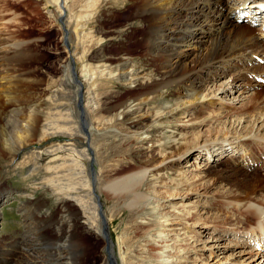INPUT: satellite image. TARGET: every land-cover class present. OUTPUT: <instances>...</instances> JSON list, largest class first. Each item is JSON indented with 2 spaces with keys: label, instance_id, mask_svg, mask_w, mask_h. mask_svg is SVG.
<instances>
[{
  "label": "rangeland",
  "instance_id": "1",
  "mask_svg": "<svg viewBox=\"0 0 264 264\" xmlns=\"http://www.w3.org/2000/svg\"><path fill=\"white\" fill-rule=\"evenodd\" d=\"M82 1L67 0L68 3L66 5L70 7L71 12L67 8L64 9L65 14L63 16L59 15L60 18L58 16L59 5L53 0H0V80L4 82V85L0 84V100L1 102L4 101L6 106L5 118H8V116L10 118L13 112L11 110L12 107L7 104L6 98L2 99L1 94L7 91L5 84L13 77L12 80L16 83L22 76L27 78V81L29 80L28 84H33L30 90L23 86L24 83H22L23 87L17 86V90L21 91L18 97L21 96L22 98H20V109L27 107L25 105L27 97H31V105L42 100L39 108L37 135L28 145V149L21 151L10 163L0 161V205L5 202L1 205L2 209L0 211V264H37V257H40V261H47L49 264H77L81 257L79 255L74 256V253L76 254L74 252L68 258L69 260L61 259L59 262H53V251H49L51 245L57 242L56 237L60 236H56V233H59L60 228L63 227L68 218L73 216L69 214L67 209L73 207V209L78 211L73 218H78L80 223H84L86 220L79 210V206L66 194V190L57 189L53 186L51 180V176H54L56 171L61 172V170L63 171L67 168L66 165L70 155L64 149L53 151L50 146L57 143L66 145L68 143L66 141L67 136L56 134L50 137H41L40 135L42 125L48 121V115L46 114L57 112L56 108L58 105L66 104V106L71 107V111L75 115L79 113L76 100L70 101L71 103L61 100V97L64 96L59 94L70 95L69 90L72 91V89L69 85L72 86L73 84L70 76L72 72H68L69 63L67 61H69V53H67L66 47L67 43L72 46L71 43L73 42L68 39L66 43L69 33L64 31L63 28L67 27L66 21L69 16L74 20L72 23H83L82 20L79 21L78 19V15L84 12ZM241 2L242 0L239 3ZM249 2L247 0L245 3L249 4ZM263 2L264 0H260L259 3ZM60 4L64 5L63 3ZM100 4L101 6L97 8L98 10H95L97 11L96 13L92 10L93 15H91L90 27L91 31L93 30V34H96L95 36L97 37V24L93 19L95 16H99L98 19L103 22V32H98L101 38L99 43L95 44L92 42L90 45V62L98 61L99 53H106L104 54L106 56H111L112 58L115 56V60H112L110 65L111 69H114L117 63V56L121 54L123 49L127 48V56L131 64L133 63V66L129 65L127 69L130 67V70H133V74H131L135 81L127 85L119 77L117 71H114L112 73V86L108 85L100 89L102 96L101 108L106 106L108 108L107 112L103 111V117L106 120L107 114L113 113L112 115L118 124L116 127L120 133H117L119 135L117 138H112L110 135L113 136L114 129H107L108 132L106 131V133L108 134L105 132L103 134L101 127H99L101 131L97 129L87 131L86 129L87 140L84 143L86 146L89 145L91 147L90 153L92 162H94L90 164V160L83 157L80 158L85 163L87 171L94 167V171L102 172L98 183V194L102 204L101 209L103 210L104 221H106L104 222L105 229L112 249L115 251V256L118 258V252H121L123 247L120 242L123 241L129 246V252L133 254L132 264H135V262L136 264H153L155 257L153 254L150 255L152 260L147 263L148 254L145 252L148 251V246L153 243L147 239L155 238L158 234L157 230L160 228L157 226V223H159L157 221L162 220L160 216L168 210L167 215L174 213L175 220L174 226L171 227L174 230L168 229L165 232L168 235L165 240L169 244L177 243L181 246V250L177 248L173 252L175 259L178 251L177 264H264L262 252L254 247L244 245L246 231L253 227L256 221L248 220L241 216L240 212L245 207H241V210L237 211L233 204L226 206L223 201L221 202V198L217 197L221 193L229 192V181L238 177L241 173L238 172L230 178H224L222 182L214 179L219 174V171L229 176L225 168L230 167V165L235 166L238 163L240 168L248 174V176L246 174L247 178L262 177L261 185L264 184V171L253 173V171H250L252 169H248L249 162H257L258 164L260 156H264L262 154L264 152V139L261 140L255 135L257 134L255 132L257 121H254V118L264 112V83L256 80L257 76H261V73L242 71L245 67L238 63L237 60L233 67L229 64L228 67L220 71L214 72L215 64L204 73L197 72L200 81L203 82V93H210V96L213 97H210L213 104L195 105L190 103L187 105L189 106L186 109L187 111L179 117H158L157 126L153 128V132L156 130L157 133L151 132L148 135V137H152V134H155L156 144L147 143V145H144V149L141 150L142 160L146 159L147 156L150 158V161L147 162L149 171L152 170V172L157 173L154 188L157 193L154 194L153 189L145 185L141 187L143 190L141 192L150 195V199L154 202L153 205L158 200V207L155 210L145 208L144 211L137 212V209H135L132 212L129 211V208L124 203H120L114 208V201L103 195L102 190L105 183L101 180L105 176L110 179L114 177L112 168H115L117 161H129L134 163V165L137 164L134 159L135 150L133 149L134 146L136 148V145L122 140L124 135L130 136L133 130V128H130L131 124L129 121L133 118L141 119L145 117L144 119H149L157 116L165 111L166 107L174 106L176 96L179 93L178 87L174 88V86H165L162 89L151 92L144 97V101L138 102L141 111L134 116L131 114L120 115L118 110L111 109V106L119 98L123 99L139 91V88L136 87L137 83L142 82L143 85H149V82H152L155 78L154 69L156 64L149 59L146 47L141 42V28L139 26H144V23L137 19L126 18L127 11L120 8L121 4H109V7L103 0H99ZM243 6V4L239 6L240 11L245 10L240 8ZM251 6L253 5H249V7ZM209 7L215 11V14L217 13V5L212 4ZM228 8L231 10L230 14L224 18L228 19L230 17L237 24L248 25L258 37V40L249 46L257 49L260 44L264 47V29H261L260 26L252 28L250 22H244L240 19L236 21L233 9ZM221 14H223V10ZM62 23L64 24L63 26ZM79 24L78 28H80ZM114 29L116 30L114 31ZM217 30L221 29L216 28V31H212L207 30L203 26L199 28L196 36L201 42L203 39L211 38ZM175 38L177 40L172 42L178 44V31L175 33ZM17 43L22 48L25 46L27 48L26 50L22 49L21 58H19V63L16 64L14 72L11 68L13 63L9 66V70L7 68L8 63L5 61L18 58L19 52H15L13 58H7L11 56L7 55L8 51ZM200 47L198 46L197 49H200ZM181 49L184 51L182 61L186 62L187 65L188 63L190 64L197 50L191 46ZM78 50L81 52V49ZM79 55L80 53L77 54V56ZM261 59L264 60V50L257 51L253 62L248 63L247 66L251 67L254 65L255 68L256 66L262 68L264 67V62ZM235 64L237 65L235 66ZM78 65L73 64L75 66V71H73L80 75V66ZM105 65L109 66V63H105ZM28 71L31 73H28ZM70 71H72V68ZM261 71L264 72V70ZM261 77L264 78V76ZM13 81L11 84L14 83ZM64 81L68 82V84H64L65 86H63ZM219 87H222L225 92H221L222 88ZM110 89H114L113 92ZM255 92H259L258 98L256 97L257 99H255L254 103H249ZM55 93H58V95L53 96ZM211 93L215 95L213 96ZM16 94L14 92V96ZM166 94L168 95L166 96ZM245 104H247V108L243 107ZM111 110L114 111L112 112ZM231 119L234 123L230 122ZM79 120H81L80 117ZM11 121L14 122V120ZM253 122L254 126L252 125ZM252 126L253 129L250 131ZM10 127L7 126L6 128L8 132L12 129ZM262 131L264 132V130ZM81 132L82 134L85 133L83 128H81ZM245 138L253 139L255 142L243 144V139ZM173 139H175L174 143ZM212 140L215 141L206 147L191 148L195 141L201 144L202 142H212ZM177 148L181 149L177 150ZM163 151L166 154V158L161 161L164 156ZM245 152H247V155L250 152L256 154L255 157H258L257 161L244 160L243 155ZM119 162L118 164H120ZM153 167H156V169ZM105 170H108L109 173L105 172ZM209 173L210 175H208ZM203 175L204 178L197 180L199 176ZM202 181H204V184H202ZM178 182L180 183L179 187L175 185ZM147 189L150 192L146 191ZM218 191L221 193H218ZM258 194L254 202L264 204V191L262 193L258 192ZM260 195H263V198ZM158 197L160 198L158 199ZM151 205L152 203L147 206L150 207ZM261 208L263 207L261 206ZM187 210H189L188 213ZM200 219L206 220L204 226L201 225ZM194 220L196 221L195 223ZM112 221L113 223H111ZM84 224L85 226L87 225V223ZM80 229L86 244L91 246L90 250L83 255L84 264H101V262L102 264H108L107 259L104 258L108 257L109 251L106 244L100 239H96L92 234L94 228L92 227V231L89 233L84 228V225L81 224ZM176 232L179 234L176 235ZM174 239H177V241H173ZM118 244L119 246H117ZM31 245L34 246L31 247ZM35 246H38V249ZM131 254L129 253V255ZM112 258L116 262L114 255ZM179 258L181 259L179 260ZM140 259H144L143 262Z\"/></svg>",
  "mask_w": 264,
  "mask_h": 264
},
{
  "label": "bare ground",
  "instance_id": "2",
  "mask_svg": "<svg viewBox=\"0 0 264 264\" xmlns=\"http://www.w3.org/2000/svg\"><path fill=\"white\" fill-rule=\"evenodd\" d=\"M53 1H55L56 4L59 5L58 8L60 10L58 16H63V14H65L64 9L66 8L68 11L70 10L71 12L70 7H67L66 5V3H68L67 0ZM246 1L247 0H242V2L239 3L240 0H103V2L108 4V6L109 4L112 5L115 3L121 4L120 8H122V10L124 11H127L126 18L128 17V19H137L144 23V26H139V28H141V42L146 47L145 49L149 54V59L156 64V67L154 69V81L152 80V82H149V85H143L142 82L137 83L136 87L139 88V91L134 92L123 99L119 98V100L114 102V105L111 106V109L118 110L120 112V115L131 114L134 116L135 114L141 111L139 104L140 101H144V97L150 94L151 92H155L159 89L164 88L165 86H174V88L178 87L179 93V95L176 96L174 106L170 108L166 107L165 111L161 112L157 116H153L149 119L146 118L147 120L144 119L145 117L141 119L133 118L131 121H129L131 124L130 128H133V130L130 136L124 135L122 137V140L126 143L130 142L132 145H136V148H134V146L133 149L135 150L134 159L136 160L137 164L134 165V163H130L129 161H117V163H115L117 164L115 168H112L114 172V177L110 179L105 176L101 180L103 183H105V186L102 190V192L104 193L103 195L106 198L114 201V208L120 203H124L129 208V211L132 212L135 209H137V212H139L144 211L145 208L155 210V208L158 207V200H156L155 205H153L154 202L150 199V195L141 192L143 191L141 187L145 185L153 189L154 194L157 193L156 189H154L156 185L155 179L157 177V173L152 172V170L149 171L147 162L150 161V158H148L147 156L146 159L142 160L141 150L144 149V145H147V143H150L151 145L156 144L157 139L155 138V134H152V137H148V135L153 132L154 127L156 128L158 117H179L180 115L184 114L185 111H187L186 109L187 107H189L187 105L190 103H193L195 105L213 104L212 99H210V93H203V82L200 81V77L198 76L197 72L200 71L204 73L207 69L211 68L215 64L216 66H214V72L220 71L228 67L229 64L233 67V64L236 62V60L238 63L244 65L245 68L242 71H252L257 72V74H259L262 72L261 70H264V67L260 68L259 66H256L255 68L254 65L251 67L247 66L248 63L253 62L254 56L255 54H257V51L264 50V47H262L260 44L257 49H254L252 48V46H249L255 43L258 40V37L253 33V31L248 27V25L237 24L230 17L228 19L224 18L230 14L231 10L228 8L230 7L233 9V14L237 21L240 17L239 13L242 12L239 10V6L242 4L244 5ZM248 1H250L249 5H256V2H260V0ZM60 3H63L64 5ZM182 4L183 6H181ZM212 4L217 5L216 14L215 11L211 10V8L209 7V5ZM100 6L101 4L99 5V0H83L82 9L84 12H81L78 15L79 21L82 20L83 23H72L74 20H72V17L68 15L69 19L66 21L67 27L64 26L65 28H63L64 31H68L69 33L66 43L68 39L69 41L73 42L71 43L72 46L69 43H67L66 46L67 53H69V61H67L69 63L68 72H72V74H69L71 76V81L73 82V84L72 86L69 85L72 89V91L69 90L70 95L67 96L64 93L59 95L64 96L61 97V100H65L67 102H72L76 100V104L79 108V113L77 114L78 116L75 115L71 111V107L66 106V104L58 105L57 108L55 107L57 109V112L46 114L48 115V121L46 119L47 122H45V124H43L41 127V137H50L56 134H62L64 136H67L66 141L68 143L66 145L62 143H57L50 146V149L52 148L53 151L64 149L70 155L68 163L66 165L67 168L63 171L60 169L61 172L56 171L54 173V176H51V180L54 187H56L57 189L66 190V194L69 196V198H71V200L79 206V210L81 211L82 215L85 217L86 220V222L84 223H87L88 225L85 226L84 223H80L78 221V218H73V216H76V214L78 213L76 209H73V207L67 209L69 214L73 216L68 218L63 227L60 228V232L56 233V236H60L56 237L57 242L52 244L49 249V251H53V262H59V260L61 259H68L69 257H71L72 253L76 252V254L74 253V256H81L77 264H84L83 255L90 250L91 246L87 245L85 240L83 239V234L81 233L82 230L80 229L81 224L84 225V228H86L89 233H91V228L93 227L94 230L92 231V234L94 235V237L96 239H100L101 241H103L104 244H106L109 252L108 257H105L104 259H107L108 264H132L131 260L134 259L132 258V252H129V246L126 245L123 241L120 242L123 246V251L121 250L122 254L121 252H118V258L115 256V251H113L112 249L110 240L108 239V234L105 229L104 222L106 221H104V214L103 210L101 209L102 204L100 202V197L98 194V183L100 181V173L102 172L94 171V167L93 169H89V171H87L85 163L82 162V160L80 159L82 157L88 159L90 160V164H93L94 162H92V155L90 153L91 147H89V145L86 146V144L84 143L87 140L86 133L88 130L90 131L91 129H97L98 131H101L102 129V133L104 134V132H108L107 129H114L113 136L110 135L112 138H117L119 136L117 135V133H120L118 131V128L116 127L118 124L117 120L114 119V116L112 115L113 113L109 115L107 114L106 120L103 117V111L107 112L108 108L107 106L101 108L102 96L100 93V89H102V87L104 86H112V73L114 71H117L119 77L124 81V83H127V85L129 83L135 82L132 76L133 70H130V67L129 69H127L129 65L133 66V63L131 64V61L127 56V46L124 47L126 49H123L121 54L117 56V63L114 69H111L112 67L110 65L112 60H115V56L112 58L111 56L104 55L106 53H99L97 58L98 61H95L94 63L90 62V45L92 44V42L98 44L99 40H101L100 34L98 32H103V22L100 21L101 19H98L99 16H95L96 19H93L96 21L95 23L97 24V31L95 30L98 34L97 37L95 36L96 34H93V30L91 31L90 27L91 15H93V12L96 13L97 11L95 10ZM182 8L184 9L181 11ZM222 10L223 14H221ZM222 15H224L223 18ZM219 19L221 20L218 21ZM77 23L80 25V28H78ZM63 25L64 24L62 23V26ZM203 26H205L207 30L216 31V28L221 30H217V32H215L211 38L203 39L200 42V39L196 36V34L199 28ZM115 30L116 29H114V31ZM177 31L178 44H175V42L172 41L177 40L175 38V33ZM196 44H198V46H201L200 49H197L198 46H196ZM190 46L195 48L197 50V53L195 57L191 60V63L193 64L190 65L191 63H188L187 65L186 62L182 61L184 51L181 48H188ZM26 48L27 46L22 48L21 45H18L17 43V45H15L11 50L8 51L7 55H11L10 57H7L8 59L13 58L15 56L13 55L15 54V52H19V56H17L18 58H13V60L10 59L5 61L8 63L7 68L9 70V66L12 63L13 64L11 65V68L13 69V71L16 70L15 66L19 63L18 60L19 58H21V54L23 51L22 49L26 50ZM78 49H81V52H79L80 50ZM78 53H80L79 56H77ZM105 63H109L110 67L105 65ZM73 64H79L78 66H80V75H77V73L74 72L75 66H73ZM236 65L237 64H235V66ZM70 67L72 68V71H70ZM28 73L31 72L28 71ZM21 74L23 75V73ZM12 79H9L8 82L5 84V89L7 91L1 94L2 99L6 98L5 100L8 102L7 104L13 108H11L13 113H11L10 118L8 116L9 119L5 118V103L4 101L1 102L0 100V161L4 163H10L21 153V151L27 150L28 145L36 137L40 112L39 108L42 104L41 100L38 103L36 102L35 104L31 105V97H27L26 104L24 102L27 107H25V109H20V100L22 98L21 96L18 97L21 91L17 90V86H22V83H24L23 86H26V88H29L28 90H30L33 84H28L29 80L27 81V78H23L22 76H20V79H18L17 83L14 82ZM12 81L15 83V85H13L14 83L11 84ZM0 84L4 85V82L0 80ZM64 84L66 85L68 84V82L64 81L63 86H65ZM113 90H111V92H113ZM223 90L224 89L222 88L221 92L224 93L225 91ZM14 92L17 93L15 96ZM253 94L254 95L250 98L249 103H254V101H256L255 99L258 98L257 95L259 94V92H255ZM57 95L58 93H55L53 96ZM167 95L168 94H166V96ZM166 96L164 95V97ZM65 97L68 99H66ZM28 106L30 107L28 108ZM246 106L247 104H245L243 107ZM114 110L111 111L113 112ZM52 111H54V109H52ZM54 117L55 119H53ZM79 117L81 120H79ZM11 120H14V122H12ZM254 121H257V125L255 126V132H257V134H254L262 140L264 139V132L262 131L264 130V112L262 113V115H259L258 117L254 118ZM230 122L234 123L232 119L230 120ZM10 125H12V127H10ZM252 125L254 126V122ZM7 126L12 128L10 132L6 130ZM253 126L252 128H250V131H252ZM99 127H101V129ZM103 127L105 128L103 129ZM81 128H83L85 133L82 134ZM151 129L152 131H150ZM154 132L157 133L156 130ZM172 141L174 143L175 139H173ZM214 141L215 140H212V142H202L201 144H199L200 142L195 141L192 144L191 148L206 147L207 145H211ZM251 142L253 143L255 141L253 139H243V144H249ZM180 149L177 148V150ZM163 153L164 156L161 161L166 158V154L164 151ZM255 155L256 154H254L253 152H250L249 155H247L243 159L246 161H257L258 157H255ZM118 162L120 164H118ZM153 168L156 169V167ZM225 170L227 171V173H229V176L227 174H224V172L222 173V171H219V174H217L214 179H217L219 182H222L224 178H230L238 172L241 174L238 177L229 181V192L225 191L226 193L224 194L218 191V193L220 192L221 194L217 197H220L221 202L223 201L226 206L233 204L235 206V209L237 208V211L241 210V207H245L240 212L241 216H243L245 219H252V221H256V226L253 229H250L249 232H252L254 230L256 232L263 231L264 204L254 202L256 200V196L259 195L258 192L262 193L264 191V184L261 185V181L263 178L258 176L247 178L248 174L244 170H242V168H240V165L238 163L237 165L235 164V166L230 165V167L225 168ZM105 172H108V170H105ZM208 175H210V173ZM202 178H204V175L199 176L197 180H201ZM211 178L213 177L211 176ZM202 182L201 183L204 184V181ZM175 185H178L179 187L180 183L178 182V184ZM193 186L192 188H194ZM148 189L146 191H149ZM60 191L63 192L62 190ZM260 196H262L263 198V195ZM159 198L160 197H158V199ZM151 203L152 205L148 207L147 205ZM261 206L263 208H261ZM188 211L189 210H187V213ZM168 212L169 211L167 210L164 214L160 216L162 220L157 221L159 222L157 223V226L160 229L157 230L158 234L155 236V238L147 239L148 241L151 240L153 242L148 246V251L145 252L146 254H148L147 263L152 260V256H150L152 254L155 255L153 259V264H177L178 262V251L176 253L175 259L173 252L177 248L180 249L181 246H179L177 243L169 244L165 240V237L168 236L167 234H165V232H167L168 229L174 230L173 228H171L174 226V213L171 215H167ZM200 220L202 222L201 225L204 226L206 224V220ZM195 222L196 221L194 220V223ZM111 223H113V221ZM175 234L177 235L179 233L176 232ZM173 241H177V239H174ZM34 245H31V247H33ZM117 246H119V244ZM35 248L38 249V246H35ZM119 249L121 248L119 247ZM129 253L131 255H129ZM113 255L115 257L116 262H114L112 258ZM39 258L37 257V264H42V262L43 264H49L47 261H40ZM81 258H83L82 261ZM180 259L181 258H179V260ZM140 260L143 262L144 259Z\"/></svg>",
  "mask_w": 264,
  "mask_h": 264
}]
</instances>
